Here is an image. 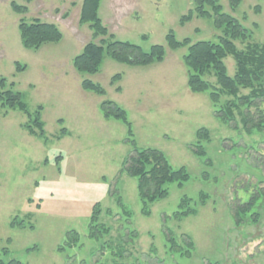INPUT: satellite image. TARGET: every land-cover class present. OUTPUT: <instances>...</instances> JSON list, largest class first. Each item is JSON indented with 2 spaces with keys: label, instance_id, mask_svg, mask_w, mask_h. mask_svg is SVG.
Segmentation results:
<instances>
[{
  "label": "rangeland",
  "instance_id": "obj_1",
  "mask_svg": "<svg viewBox=\"0 0 264 264\" xmlns=\"http://www.w3.org/2000/svg\"><path fill=\"white\" fill-rule=\"evenodd\" d=\"M12 1L28 11L18 14ZM219 1L224 12L251 31L247 41L235 42L239 49L248 42L264 43V0H242L237 9L229 0ZM82 4L0 0V78H6L0 91L21 92L31 113L43 106L47 135H31L24 127L28 115L0 103V252L9 250L2 258L26 264H264V197L256 205L261 213L257 222L238 224L235 217L239 206L264 189V127L247 132L239 115L230 122L217 118L209 93H194L188 86V48L173 50L166 40L172 30L179 40L217 41L221 30L196 15L181 24L194 0H101L99 17L109 34L144 51L162 44L166 56L161 63L132 66L105 54L99 72L81 73L74 58L85 44L101 39L81 22ZM21 18L57 24L62 40L38 49L24 47ZM224 61L233 76L236 61L232 56ZM116 74L122 77L113 83ZM85 79L101 84L106 94L85 90ZM207 79L216 81L214 75ZM104 100L127 112L139 148L161 150L172 166H185L190 174L183 186L167 185L168 197L151 203L149 216L142 212L138 180L124 166L133 150L127 126L105 117ZM202 127L210 135L199 141ZM62 128L68 132L59 139ZM200 143L205 157L193 152ZM201 192L209 196L205 205ZM184 196L194 200L198 213L179 221L172 216ZM96 203L103 208L101 220L111 228L99 241L88 237ZM16 217L25 225L13 226ZM167 228L183 247L187 235L193 239L189 257L169 250ZM73 229L81 235L79 245L60 252Z\"/></svg>",
  "mask_w": 264,
  "mask_h": 264
},
{
  "label": "trees",
  "instance_id": "obj_2",
  "mask_svg": "<svg viewBox=\"0 0 264 264\" xmlns=\"http://www.w3.org/2000/svg\"><path fill=\"white\" fill-rule=\"evenodd\" d=\"M241 2L242 0H229L232 9H237ZM100 3L101 0H83L81 22L89 23L93 37H101V39L99 42L92 40L85 44L83 51L74 58V66L79 72L87 74L99 72L105 54L110 55L116 61L132 66H147L164 61L166 48L162 44H155L149 51H144L138 44L115 39L113 34H109L108 28L103 25L99 17ZM11 6L20 15L28 11L26 5H20L15 1H12ZM195 15L211 19L214 27L221 30L222 33L217 41L199 40L196 42H193L189 37L179 40L172 30L167 34V44L171 49L188 48L184 62L188 68L190 90L194 93L208 92L215 107L216 117L223 122L235 120L239 115L247 132L262 130L264 127V43L248 42L244 49H239L235 42L237 40L247 41L251 37V31L238 18L224 12L219 0H194V7L181 18V24L191 21ZM19 28L22 43L28 49H38L45 43L59 42L63 38V33L57 24L43 22L39 18L31 22L21 18ZM228 56H232L236 61V72L233 76L228 73L224 61ZM17 69L22 70L23 67L17 63ZM210 75L215 76V83L207 79V76ZM121 77V74H116L112 82H117ZM5 83L6 78H0V87L4 89ZM82 86L87 91L99 95L106 94V90L101 84L90 79L83 80ZM120 89L119 87L118 90ZM0 103L4 108L20 110L28 115L29 121L25 123L24 127L29 130L31 135L47 137L45 124L41 117L43 106H39L37 111L31 113L21 92L13 88L0 91ZM101 109L106 118H116L127 126V138L130 140L127 142L133 145V150L127 157L124 166L130 177L137 178L138 192L143 205L142 212L149 216L151 213L150 204L168 197V184L177 183L179 186H183L190 179L188 169L185 166L179 168L172 166L164 152L157 148H139L127 112L116 102L104 100L101 103ZM67 132L66 128H62L57 138H62ZM209 135L210 131L205 127L199 129L197 133L199 141L209 139ZM192 148L193 152L200 157L207 155L201 143ZM61 158L62 156H59L57 161L59 162ZM208 197L206 193L201 192V205L207 203ZM261 197H264V189L251 195L247 202L236 209L235 217L238 224L244 221L253 223L260 219V207H256V205ZM118 203L124 209L125 216L131 218V212L124 207L121 196H118ZM102 213L103 208L100 203H96L88 226V237L95 241H99L111 233L110 226L101 220ZM197 213L198 208L194 200L184 196L172 217L180 221L191 215H197ZM16 220L18 217L13 219V226L25 225V220L19 222ZM32 226L30 225V227ZM167 230L166 238L169 250L189 257L195 246L193 239L187 235L183 247L177 243L172 230L169 228ZM80 240L81 235L77 230L68 231L64 244L59 248L60 252L79 245ZM154 250L156 249L154 248ZM8 253V248H3L2 253L0 252V264H26L17 258H2V255Z\"/></svg>",
  "mask_w": 264,
  "mask_h": 264
}]
</instances>
